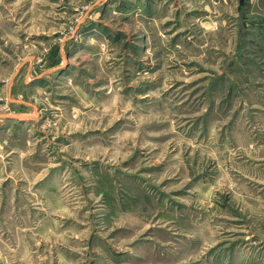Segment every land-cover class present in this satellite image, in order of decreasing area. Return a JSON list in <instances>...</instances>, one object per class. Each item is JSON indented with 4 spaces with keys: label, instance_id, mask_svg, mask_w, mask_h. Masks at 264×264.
<instances>
[{
    "label": "rangeland",
    "instance_id": "1",
    "mask_svg": "<svg viewBox=\"0 0 264 264\" xmlns=\"http://www.w3.org/2000/svg\"><path fill=\"white\" fill-rule=\"evenodd\" d=\"M0 264H264V0H0Z\"/></svg>",
    "mask_w": 264,
    "mask_h": 264
}]
</instances>
